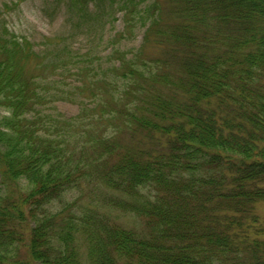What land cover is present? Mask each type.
Returning a JSON list of instances; mask_svg holds the SVG:
<instances>
[{"label": "trees", "instance_id": "1", "mask_svg": "<svg viewBox=\"0 0 264 264\" xmlns=\"http://www.w3.org/2000/svg\"><path fill=\"white\" fill-rule=\"evenodd\" d=\"M45 5L65 31L37 42L0 10V264H264L250 232L264 203V0H173L169 25L159 0ZM118 15L106 64L93 45ZM141 29L165 56L122 48ZM103 119L112 129L97 136ZM119 128L167 143L123 146ZM85 185L94 205L51 210ZM115 211L145 228L115 225Z\"/></svg>", "mask_w": 264, "mask_h": 264}, {"label": "rangeland", "instance_id": "2", "mask_svg": "<svg viewBox=\"0 0 264 264\" xmlns=\"http://www.w3.org/2000/svg\"><path fill=\"white\" fill-rule=\"evenodd\" d=\"M159 2L161 4V10L163 11L164 24L169 25L174 23L176 19L172 12L174 8L173 0H159ZM46 3L47 0H0V10L3 11L6 9V7H8V9H6L5 15L9 27L17 34L27 36L37 42L40 41L41 37H53L60 35L63 33V31H65L64 12L60 11L55 13L53 7L44 10L46 9ZM108 28L109 30L105 36L106 43L104 41H100V37H98L96 40V45H93L95 48H97L98 52H100V56L104 58V63L106 64H108L107 59L109 58L113 48L115 49L117 46H119L115 44H112L111 46L109 43L116 34H120L124 30L122 15H118L117 21H115V23ZM127 40L128 41H125L123 44H121V46L124 50H128V52H137V50H141V57L143 58L165 56L162 52V49H158V47L152 42L144 43V29L138 30L132 40ZM71 42L73 43L74 48L81 49L82 53L87 51L88 45L91 46V44L86 43L87 41L84 40L82 35L78 36L75 40H71ZM172 70L173 74L171 76H173V78L178 77L177 73L179 71V63H175L172 66ZM88 93L89 91H85L84 97L87 96ZM86 104L89 109L92 108V102L88 101ZM55 107L59 113L63 114L67 118H74L80 114V108L77 104L58 102L55 104ZM89 113L91 114V112ZM93 123L95 125H93L90 130H92L97 136L106 133V129L109 131L112 129V125L107 121V119L94 121ZM116 126H119V122L116 123ZM117 130H119L117 139L120 141L121 145L137 148L138 150H144L146 152L163 151L167 143V139L162 138L159 134H156L151 138L142 131L132 133L131 131H127L123 128H119ZM90 188L92 187L85 185L82 189L84 190L83 192L81 189L69 192L63 198V201L55 202L51 207V210H53L54 213H57L68 209L69 212H73L74 215H78L81 209L94 205L92 204L94 196H92L93 194H91L92 191ZM74 202L77 203L75 207H73ZM255 213L259 219V223L254 225L250 232L256 234L260 233L259 236H261V238L264 240V203L257 204ZM110 218L115 225H119L122 228L128 230L136 231L135 229L137 226L145 228L146 225L143 220L132 215L123 214L119 211L112 212ZM79 242L81 246H83V253H81L83 255L82 257L84 258L86 243L84 240Z\"/></svg>", "mask_w": 264, "mask_h": 264}]
</instances>
